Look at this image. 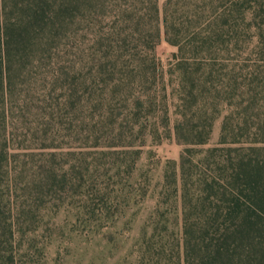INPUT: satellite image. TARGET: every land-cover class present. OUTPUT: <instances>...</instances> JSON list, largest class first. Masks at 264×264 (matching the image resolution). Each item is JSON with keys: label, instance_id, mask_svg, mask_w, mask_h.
<instances>
[{"label": "rangeland", "instance_id": "obj_1", "mask_svg": "<svg viewBox=\"0 0 264 264\" xmlns=\"http://www.w3.org/2000/svg\"><path fill=\"white\" fill-rule=\"evenodd\" d=\"M57 1L67 12L53 30L52 58L17 77L13 98L0 100V264H150L142 258L145 228L167 223L171 239L182 236L180 199L163 197L169 202L160 212L168 220L156 211L168 161L179 160L185 145L174 130L162 129L159 139L148 135L132 178L126 171L112 177L107 133L93 128L102 114L127 113V100H109L108 70L117 56L121 63L143 53V36L154 23L148 0ZM253 34L244 49L230 46L226 65L215 71L222 95L204 101L221 110L198 150L219 144L227 115L247 146L264 126V34L255 27ZM177 52L161 21L155 55L171 126L179 102L172 95ZM97 137L102 146H90Z\"/></svg>", "mask_w": 264, "mask_h": 264}, {"label": "trees", "instance_id": "obj_2", "mask_svg": "<svg viewBox=\"0 0 264 264\" xmlns=\"http://www.w3.org/2000/svg\"><path fill=\"white\" fill-rule=\"evenodd\" d=\"M148 8L154 23L143 36V53L121 63L117 56L108 70L109 100H127V113L102 114L93 122L94 129L107 133L111 152L104 153L111 156L112 177L126 171L132 178L148 135L159 139L162 129L174 130L185 145L179 160L168 161L156 211L166 217L160 212L169 202L165 198L180 199L182 236L171 239L167 223L162 230L145 228L142 258L149 256L150 264H264V126L247 146L227 115L219 144L195 148L209 141L221 110L218 103L204 101L222 95L215 71L226 65L223 55L230 46L246 47L254 27L264 34V0H165L163 7L160 0H148ZM66 12L57 0H0V100L13 98L17 77L52 58L53 30ZM161 21L166 39L178 47V88L172 95L179 102L172 126L168 92L162 95L167 82L155 55ZM100 144L97 137L90 146Z\"/></svg>", "mask_w": 264, "mask_h": 264}]
</instances>
